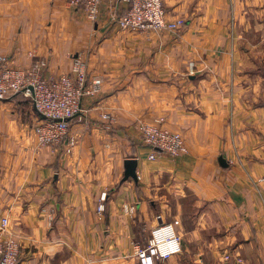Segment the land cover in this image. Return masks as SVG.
I'll return each instance as SVG.
<instances>
[{"label": "crops", "instance_id": "0c3cea01", "mask_svg": "<svg viewBox=\"0 0 264 264\" xmlns=\"http://www.w3.org/2000/svg\"><path fill=\"white\" fill-rule=\"evenodd\" d=\"M163 1L183 27L145 35L114 28L104 6L94 23L67 0H0V57L42 60L46 79L81 58L101 89L70 121V148H37L32 102L0 101V223L18 264H137L169 218L182 250L158 264H264V88L237 19L251 0ZM157 119L183 154L143 142L140 124Z\"/></svg>", "mask_w": 264, "mask_h": 264}, {"label": "built area", "instance_id": "2783aa9c", "mask_svg": "<svg viewBox=\"0 0 264 264\" xmlns=\"http://www.w3.org/2000/svg\"><path fill=\"white\" fill-rule=\"evenodd\" d=\"M73 9H80L87 19L97 22L100 8L107 9L110 23L120 32L150 33L175 32L183 27L181 19L170 20L166 16L163 0H67ZM44 61H34L28 67H20L11 60L0 57V101L21 95L29 99L42 117L31 131L37 148H70L75 142L68 135L70 121L84 112L87 98L95 97L100 86L89 80L87 65L81 58L72 61L68 73L54 79H46ZM103 119H109L103 115ZM143 142L158 154L178 157L186 151L182 136L164 126L163 119L143 122L139 126ZM154 159V154L150 155ZM105 194L97 204L96 212L104 210ZM178 222L162 223L151 230L146 246L137 247L134 255L137 264H158L181 252V236L176 232ZM8 220L0 223V264H18L20 248L7 232ZM241 264L240 259H236Z\"/></svg>", "mask_w": 264, "mask_h": 264}, {"label": "rangeland", "instance_id": "374dc122", "mask_svg": "<svg viewBox=\"0 0 264 264\" xmlns=\"http://www.w3.org/2000/svg\"><path fill=\"white\" fill-rule=\"evenodd\" d=\"M237 19L240 22L238 30L239 50L247 55L251 54L247 59L257 67L256 76L262 80V87L264 88V7L262 5L261 8L258 7L251 0L250 5L238 14ZM165 223H172V218H169ZM238 259L241 260V264H244L242 258L238 257Z\"/></svg>", "mask_w": 264, "mask_h": 264}, {"label": "water", "instance_id": "95a60500", "mask_svg": "<svg viewBox=\"0 0 264 264\" xmlns=\"http://www.w3.org/2000/svg\"><path fill=\"white\" fill-rule=\"evenodd\" d=\"M135 167H136V162L132 160H128L125 162V177L126 178H131L135 180Z\"/></svg>", "mask_w": 264, "mask_h": 264}]
</instances>
